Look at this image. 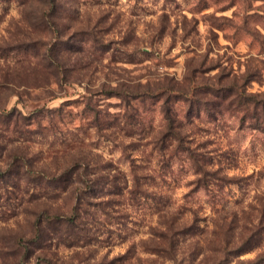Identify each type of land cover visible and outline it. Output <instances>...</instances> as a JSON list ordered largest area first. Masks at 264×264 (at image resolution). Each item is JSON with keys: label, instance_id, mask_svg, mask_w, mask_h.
<instances>
[{"label": "rangeland", "instance_id": "1", "mask_svg": "<svg viewBox=\"0 0 264 264\" xmlns=\"http://www.w3.org/2000/svg\"><path fill=\"white\" fill-rule=\"evenodd\" d=\"M48 1L0 0V264L263 254L264 0Z\"/></svg>", "mask_w": 264, "mask_h": 264}, {"label": "trees", "instance_id": "2", "mask_svg": "<svg viewBox=\"0 0 264 264\" xmlns=\"http://www.w3.org/2000/svg\"><path fill=\"white\" fill-rule=\"evenodd\" d=\"M57 1L58 0H50V3L52 5V7L57 6ZM44 16L47 17L48 15H44ZM52 60L54 61L53 58H52ZM181 93L184 94V95H187L189 92L187 93L186 91H181ZM116 94H117V92H116ZM118 94L121 95V93H118ZM238 94L239 95H243V100H246L245 103L243 102V105L245 106V110H244L245 114H248L250 116V117L248 116L250 118V120L252 119L253 121H255V123H256L255 127L258 130L263 131L264 130V101L257 100V96L250 95L251 98H253V100H252V102L251 101L248 102V100H247V98L245 96L247 94L242 92V90H238L236 92V96H238ZM122 95L124 96V94H122ZM247 103H252V105L254 106L253 107L254 108L253 113L250 112L249 106H246ZM166 109H167V112H168V108H166ZM12 114H13V111H7L6 109H0V118H2L3 116L8 117V115H12ZM168 119L169 118L167 117V120ZM241 121L242 122L246 121V118H242ZM168 135L177 144V149H176L177 151L176 152H178L179 154L181 153L184 156V159L189 161L190 164H192V166H195L198 169L196 173L200 174V171L202 170V164L204 165L205 164L204 161H207V160H205L204 157L202 159H200L199 156H202L203 154L199 153V152H195L191 147H189L186 144V143L189 144L188 135L187 134H182L181 132H179L178 126H176L173 123L169 124ZM206 163H208V162H206ZM75 171L76 170H74V168H70L66 172H64L63 174L58 176L59 178H52V180H58L59 179L58 181H60V179H61L64 183L71 184V183H73V180L70 178V176H71L70 173L75 175V173H76ZM201 173H203V171H201ZM202 179L204 180V178H202ZM200 181H201V179H200ZM82 182L84 184L88 185V182L86 180H82ZM209 187L210 186H208V184H207V186H204L201 189H205L206 195L209 197L210 201H212L214 203L216 201V199H215V196H212L211 192L208 190ZM88 188H91V186L89 185ZM215 203H218V201H216ZM54 218H55V220H59V221H63V222H71L73 220V218H68V217L62 216V215L61 216L60 215L59 216H55ZM48 219H49V216L48 217H47V215L44 216V217L42 216L41 218H38V223L40 222V226H41ZM41 237H43V236H41ZM41 237H40V239H41ZM236 264H264V253L258 255L254 260H241L240 262H238Z\"/></svg>", "mask_w": 264, "mask_h": 264}]
</instances>
